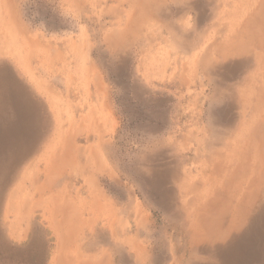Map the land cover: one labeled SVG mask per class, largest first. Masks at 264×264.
<instances>
[{
  "label": "rangeland",
  "instance_id": "374dc122",
  "mask_svg": "<svg viewBox=\"0 0 264 264\" xmlns=\"http://www.w3.org/2000/svg\"><path fill=\"white\" fill-rule=\"evenodd\" d=\"M182 1L0 0V264H264V202L221 240L180 235L169 171L238 120L201 66L244 76L213 49L249 0Z\"/></svg>",
  "mask_w": 264,
  "mask_h": 264
},
{
  "label": "bare ground",
  "instance_id": "6f19581e",
  "mask_svg": "<svg viewBox=\"0 0 264 264\" xmlns=\"http://www.w3.org/2000/svg\"><path fill=\"white\" fill-rule=\"evenodd\" d=\"M232 11H224L230 27L224 40L212 49L222 58L244 56L245 74L234 85L212 82L213 64L204 60L201 75L211 88V100L232 99L238 108V120L228 128L206 127L207 138L197 141L201 152L196 149V155L187 159L196 164L197 171L186 170L182 162L178 169L169 171L170 180L178 183L177 196L182 205L180 235L191 250L197 236L221 240L226 232L245 224L257 203L264 202V0H249L236 16ZM92 206L101 209L95 197Z\"/></svg>",
  "mask_w": 264,
  "mask_h": 264
}]
</instances>
